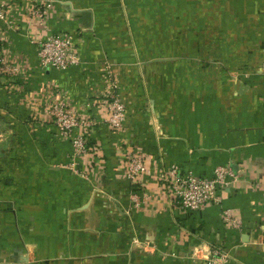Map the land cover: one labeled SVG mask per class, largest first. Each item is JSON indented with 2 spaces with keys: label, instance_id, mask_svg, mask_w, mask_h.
<instances>
[{
  "label": "crops",
  "instance_id": "obj_1",
  "mask_svg": "<svg viewBox=\"0 0 264 264\" xmlns=\"http://www.w3.org/2000/svg\"><path fill=\"white\" fill-rule=\"evenodd\" d=\"M48 2L46 19L32 20ZM0 3L8 52L28 67L25 92L0 86V264H209L216 245L227 264H264V0ZM62 32L75 36L80 65L41 69L32 41ZM107 66L126 110L117 131L101 110ZM52 88L95 121L85 175L40 120ZM132 148L154 161L135 192L125 177ZM171 164L199 177L229 165L236 180L218 205L189 212L157 182Z\"/></svg>",
  "mask_w": 264,
  "mask_h": 264
},
{
  "label": "built area",
  "instance_id": "obj_2",
  "mask_svg": "<svg viewBox=\"0 0 264 264\" xmlns=\"http://www.w3.org/2000/svg\"><path fill=\"white\" fill-rule=\"evenodd\" d=\"M52 5L43 3L35 6L29 13L32 20L43 22L50 13ZM7 7L0 3V21L6 22ZM36 46L39 67L43 70L65 72L81 63V55L74 35L66 32L47 35L32 41ZM8 38L0 27V77L8 87L25 92L28 67L8 52ZM264 67V65H263ZM106 78L110 80L109 99L101 105L102 112L108 118L112 130L121 128L126 118L125 104L122 98L114 93L117 81L112 79V69H105ZM20 85V86H19ZM41 122H51L60 140L70 143L71 153L68 167L75 175L89 173L87 160L98 151L90 148L91 132L95 126L92 116L82 113L71 103L69 96L58 89L48 92L46 101L39 111ZM39 119V118H38ZM154 161L138 148L129 150L126 157L125 177L130 187L142 186L143 177L151 173ZM236 176L229 165H219L211 176L199 177L193 172H184L179 166L171 164L167 168L158 169L157 182L162 190L175 200L181 209L189 212L203 210L206 206L219 204L218 193L227 188ZM138 206V202L135 203ZM222 219L228 226L238 230L242 227L241 220L230 210L222 212ZM139 239L133 240L134 246H142ZM192 259L200 260V248L193 251ZM207 260L209 264H227L229 254L222 245L213 246Z\"/></svg>",
  "mask_w": 264,
  "mask_h": 264
},
{
  "label": "trees",
  "instance_id": "obj_3",
  "mask_svg": "<svg viewBox=\"0 0 264 264\" xmlns=\"http://www.w3.org/2000/svg\"><path fill=\"white\" fill-rule=\"evenodd\" d=\"M1 83H2V80H1V77H0V86H1ZM3 84V83H2ZM7 85V84H6ZM89 145H90V148H96L97 147V145H96V143L94 142V141H91L90 143H89ZM131 189L135 192V191H139L140 190V186H132L131 187Z\"/></svg>",
  "mask_w": 264,
  "mask_h": 264
},
{
  "label": "rangeland",
  "instance_id": "obj_4",
  "mask_svg": "<svg viewBox=\"0 0 264 264\" xmlns=\"http://www.w3.org/2000/svg\"><path fill=\"white\" fill-rule=\"evenodd\" d=\"M4 138H7V137H4Z\"/></svg>",
  "mask_w": 264,
  "mask_h": 264
}]
</instances>
